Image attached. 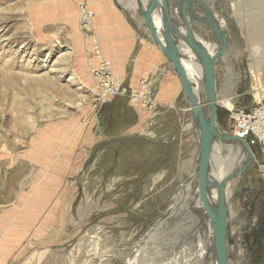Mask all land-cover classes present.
<instances>
[{"label":"rangeland","instance_id":"1","mask_svg":"<svg viewBox=\"0 0 264 264\" xmlns=\"http://www.w3.org/2000/svg\"><path fill=\"white\" fill-rule=\"evenodd\" d=\"M73 1L0 0V236L13 224L11 243L2 242L6 233L0 239L1 252L10 251L2 264H69L71 259L75 264H123L127 250L159 226L177 189L195 174L197 134L187 130L182 115L177 123L179 111L162 114L155 80L143 79L157 96L154 110L145 107L144 100L134 106L129 97L95 108L97 92L90 73L96 66L91 68L89 55L98 64L97 51L108 60L100 39L83 31L86 22L94 32V14L83 0ZM223 1L215 4L216 19L228 35V48L217 65L218 96H237L238 106L250 111L264 103L250 59L258 48L264 56V41L255 40L251 32L254 22L264 23V0ZM83 15L88 19L82 22ZM64 19L81 34L70 39ZM199 33V40L211 37L209 43L215 45L208 49L214 53L211 30L206 26ZM79 38L80 46L72 44ZM259 73L264 86V71ZM183 96L181 91L179 98ZM138 111L150 118L146 125ZM218 113L219 126L230 133V116L220 105ZM249 147L255 155L254 172L231 185L230 218L236 215L230 221L235 231L231 264H264V181L257 165L259 147L253 141ZM57 164L64 167L59 173L53 169ZM43 174L45 182L59 179L53 195L41 194L43 184L35 189ZM169 220L165 218L164 230L154 236L138 264H160L179 250L171 243L182 228H171ZM94 246L100 252L95 253Z\"/></svg>","mask_w":264,"mask_h":264},{"label":"water","instance_id":"2","mask_svg":"<svg viewBox=\"0 0 264 264\" xmlns=\"http://www.w3.org/2000/svg\"><path fill=\"white\" fill-rule=\"evenodd\" d=\"M114 3L117 8H121L119 0H114ZM130 10L142 18L144 29L149 33V40L160 50L180 80L198 137L195 177L198 179L200 199L213 229L216 261L217 264H231V225L227 187L231 181L244 176L248 171L254 172L255 156L249 147L250 138L243 140L235 137L218 124L217 65L228 48L226 29L221 28L212 8L204 0H148L145 8L142 7L141 0H135L134 9ZM224 17L227 19V16ZM156 19L159 20V24L156 23ZM199 25H206L211 30L217 46L214 53H211L195 35L200 34ZM181 45H185L198 58L201 65L203 88L199 95L195 94L194 86L183 65ZM217 143L240 145L247 154L241 166L221 180L212 175L213 154ZM191 181L189 177L181 187ZM179 191L180 188L177 189V194ZM211 191H216L217 194L215 206L210 201Z\"/></svg>","mask_w":264,"mask_h":264},{"label":"bare ground","instance_id":"3","mask_svg":"<svg viewBox=\"0 0 264 264\" xmlns=\"http://www.w3.org/2000/svg\"><path fill=\"white\" fill-rule=\"evenodd\" d=\"M204 1L209 3L210 7L213 10L214 16L217 18L218 16L216 14H217L218 10L216 9L215 4H217L218 0H204ZM147 2H148V0H141V5L143 8L146 7ZM134 5H135V0H128V5H126L125 7L129 8V6H130L131 9H134ZM80 14H83V13H80ZM90 15L92 16V14H90ZM83 16H84V18L82 17V22L84 19H88L86 15H83ZM156 23L159 24V20L156 19ZM80 24H81V22H80ZM220 24H222V28L225 29L224 24L222 22H220ZM204 28H206V25H199L198 26V29L200 30V32H202V30ZM251 32H252L255 40L258 39V40H262V42L264 41V23L263 22H254L251 25ZM203 35L206 36L205 33H203ZM148 36H149V33H148ZM210 38L208 36L206 38L200 37V40L203 41V43L206 45L207 48L208 47L212 48L215 45V44L213 45L212 43L211 44L209 43ZM124 44H126V43H124ZM98 46L99 45H97V47ZM181 46H182L181 52L184 55V58L182 60L183 65L186 69L187 75H188L191 83L194 86L195 94L199 95L202 91V88H203V71H202L201 65L198 61V58L194 54H192V52L189 51V49L185 45H181ZM100 48H101V46H100ZM258 49H255L250 56L251 61H253V63H254V66L251 69V75L253 76V78L256 81L257 90L261 91V93H264V89H263L264 86H263V83L261 82L262 78L259 76L260 75L259 71H264V56L263 57L259 56L260 54H259ZM263 79H264V76H263ZM218 94H219V91H218ZM232 101H234V99L232 97L226 95V94L221 98H219V96H218V105H220L222 107H225V106L231 107ZM188 109H189V105H188L186 110L188 112H190ZM183 110H185V109H183ZM183 110H181V111H183ZM190 125H191V128L194 130V133H196V129H195V126H194L192 121H191ZM197 140H198V137H197ZM225 152H227V153H225ZM246 157H247V154H246L245 150L242 148V146H240V145H222L220 143H217L216 147H215L214 154H213L212 175L215 178H217L218 180H221L222 178L226 177L232 170L239 168L241 166V164L243 163V161L246 159ZM63 168H64L63 166H60L57 164L56 167L54 166L53 169L57 170L56 173H59V172H61L60 170ZM45 176H46V174H43L40 177V181L35 186V189H37V188H40L41 184H43L44 188H43V190H40V192H41V194H43L44 197L53 195V192L55 191L54 186L57 185V183L59 182V179L57 176L55 177V182L52 183L49 180L50 178L48 179V181L45 182L44 181ZM189 177H191L192 181L190 183L182 186V189H180L178 194L175 196V198L173 200V204L169 208L167 215H166L171 220V226H172L171 228H174V229L177 228V230H179V228H182L181 231L179 230V232L175 235V238H174L173 242L171 243L175 246L174 248H176V249L179 248V250H175V252H173L174 254L172 255V258H171V255H170V257L167 255L169 258L164 259L160 264H217L216 256H215V244H214V237H213V229L211 227L210 220H209V218H208V216L204 210L203 203H202L200 196H199L198 179L195 177V174H194V176H192V174H191ZM185 182H186V180L183 182V184ZM62 184L63 185L65 184V186H68L69 182L65 181ZM231 185H232V181L228 184V187H227V198H228L229 202H230V198L232 197V191H231L232 186ZM179 188H181V186ZM228 192L230 193V195ZM216 199H217L216 191H211L210 201H211V204L213 206H215V204H216ZM193 207H196L195 208L196 211L193 210ZM229 208H230V204H229ZM178 211L180 212L179 214H178ZM237 214H238V212H237ZM185 217H186V219H185ZM180 218H181V222L176 225L177 220H179ZM164 220H165V218L160 219L159 223L157 222V224H159V226L155 225V227L152 228L148 233H146L140 240H138L137 242L135 241L136 243L133 245V247L130 248L129 250H127L128 251L126 253L127 258L125 259L123 264H138L139 261L145 259L146 254L150 250L149 246H150V243L153 241L154 236H156L160 230L165 228V225L167 224V223L163 224ZM235 220H236V215L234 213H232V217L230 218V221H235ZM185 224L187 225L186 227L184 226ZM234 232H235L234 230L233 231L231 230V237L234 234ZM16 234H17V231H16ZM160 234H162V233H160ZM160 237H162V236H160ZM95 241L96 240L93 239L92 243H94ZM77 243H79V242H77ZM72 249H73V247H72ZM93 249H94L95 253H97L99 251V248L97 246H94ZM156 249H158V248H156ZM105 255H107V254H105ZM94 256H96V255H94ZM113 256H115V255H113ZM43 257H41L40 261L42 260ZM74 260L71 259L69 261V264H75ZM61 264H62V262H61ZM86 264H88V263H86Z\"/></svg>","mask_w":264,"mask_h":264},{"label":"crops","instance_id":"4","mask_svg":"<svg viewBox=\"0 0 264 264\" xmlns=\"http://www.w3.org/2000/svg\"><path fill=\"white\" fill-rule=\"evenodd\" d=\"M76 1L79 0H74L73 2L76 4ZM83 1L87 4L88 10L92 12V15L94 14L93 33L100 39L102 53L104 52L103 56L112 63L115 76L120 78L129 88H137L143 79L149 78L155 80L159 89V106L164 109L162 114H169L168 112L172 113L174 110L176 112L179 111L180 114L175 113V115H178L177 123H180L182 115L183 119H187V130L191 131V113L186 110L188 101L185 96L182 99L179 98V94L182 91L181 84H177V78L172 67L160 50L149 40L148 34H146L147 31L143 26L142 18L141 20H137L136 13L126 8L122 0H119L121 2V8L116 7L114 0ZM64 22L66 23L67 29H70V34L68 35L70 39L71 36L75 37L77 34H81L78 30L76 33V27L66 19H64ZM86 39L88 40V38H84V43L87 42ZM82 41L80 38L78 43L71 40L75 46H80ZM78 53L81 55V50ZM88 62H90L91 68L98 65V61L93 54L89 55ZM165 67H167V71L162 72V69ZM178 85L180 86L178 87ZM172 103L176 105V108L171 107ZM181 110L183 111L181 112ZM139 114L141 123L146 125L147 123L145 121L150 118L148 116L145 117L141 112ZM192 131L194 132L193 129ZM11 225H13L12 222L9 223L8 228H5L0 236V239H2L4 234H7L2 241L4 243H11L8 236ZM9 252H3V254L0 246V264H2V258L10 254Z\"/></svg>","mask_w":264,"mask_h":264},{"label":"built area","instance_id":"5","mask_svg":"<svg viewBox=\"0 0 264 264\" xmlns=\"http://www.w3.org/2000/svg\"><path fill=\"white\" fill-rule=\"evenodd\" d=\"M85 14L86 11L83 10ZM84 22L83 31H87L91 39H95V34L89 31ZM85 29V30H84ZM99 64L91 70V76L96 89V106L102 108L111 100L120 97H129L130 102L137 107L140 101L149 110L157 107L156 94L153 89L148 87V80H142L137 88L127 87L117 76H115L112 64L100 58ZM232 101L231 107H222L230 116L231 130L230 134L243 140L250 138V141L256 143L259 147L260 158L257 161L258 171L264 181V103L257 104L250 111L238 106V97ZM234 99V98H233Z\"/></svg>","mask_w":264,"mask_h":264},{"label":"trees","instance_id":"6","mask_svg":"<svg viewBox=\"0 0 264 264\" xmlns=\"http://www.w3.org/2000/svg\"><path fill=\"white\" fill-rule=\"evenodd\" d=\"M219 114V113H218Z\"/></svg>","mask_w":264,"mask_h":264}]
</instances>
